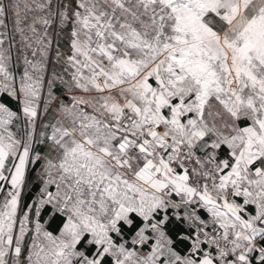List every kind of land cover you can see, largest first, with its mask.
I'll list each match as a JSON object with an SVG mask.
<instances>
[{"label":"snow or ice","instance_id":"1","mask_svg":"<svg viewBox=\"0 0 264 264\" xmlns=\"http://www.w3.org/2000/svg\"><path fill=\"white\" fill-rule=\"evenodd\" d=\"M0 264H264V0H0Z\"/></svg>","mask_w":264,"mask_h":264}]
</instances>
